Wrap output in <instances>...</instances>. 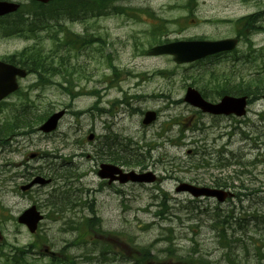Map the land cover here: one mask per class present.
Wrapping results in <instances>:
<instances>
[{"label": "rangeland", "instance_id": "374dc122", "mask_svg": "<svg viewBox=\"0 0 264 264\" xmlns=\"http://www.w3.org/2000/svg\"><path fill=\"white\" fill-rule=\"evenodd\" d=\"M121 5L125 7L119 12L122 14L107 10L102 17L86 22H80L85 16L80 10L73 14H79V18H36V29L46 31L37 32L36 38L29 40L0 36L1 60L8 54H22L36 44L48 61L59 54L50 52L54 41L57 45L63 40L59 46L63 55L74 58L55 81H64L67 74L68 80H74L70 86L74 91L95 93L72 100L57 84L35 88L44 76L37 49L33 48L28 60L32 66L28 68L29 76L20 83L18 93L0 103V113L21 104V96L32 90L30 101L37 104L42 115L63 109L67 113L52 134L37 133L25 146L10 140L8 146L0 147V203L4 210L0 219L18 217L34 204L42 207L43 199L47 201L54 190L60 197L65 188L57 177L66 175V170L60 169L65 163L76 176H82L76 182L66 181V189L82 206L96 201V215L104 222L103 233L79 228L81 235L71 228L70 221L81 220L87 210L70 207L71 212L67 208L64 214L59 213L61 221H44L38 237L16 222L0 224V264H6L4 258L13 257L20 248L29 253L25 257L30 264H59L39 255L41 248L55 253L65 251L68 255L60 258L61 264L73 259L78 264H135L136 260H144L143 264H231L228 256L239 264H264V100L254 102L243 119L204 115L183 100L187 88L193 86L201 93L205 91L208 100L219 101L220 95L214 89L233 72L243 83L255 84L258 76H264V30L247 36L237 54L199 64L177 65L170 56L145 55L158 42L235 37L237 25L233 22L264 11V0H123ZM59 22L73 34L85 37L87 32L91 42L70 41V36L57 31ZM245 26L251 28V22ZM257 26L264 28V18ZM158 27L163 31L155 42L152 33ZM19 30L26 31L24 27ZM73 43L79 47L77 51H69ZM249 54L250 62L246 59ZM112 66L117 68L115 74ZM126 95L127 102L134 98L131 107L120 105L116 112L99 115L98 110L110 111L114 102ZM149 110L158 111L159 118L145 127L142 112ZM4 113L1 121L7 116ZM111 133L130 139H121L124 158L132 151L144 156L146 165L163 176L161 186L128 184L120 186L117 194L101 188L97 171L102 161L95 150L102 137ZM244 133L257 140L261 133L262 145L256 147ZM91 134L94 139L89 141ZM129 141L135 146L125 149ZM111 142L110 146L118 147V142ZM193 150L202 152V158L212 166L203 167L200 155L192 154ZM36 151L46 158L29 160L26 168L22 166L25 154ZM231 154L237 157L232 161L236 164L228 167L225 162ZM221 157L224 160L219 162ZM35 169L53 183L26 196L19 188L32 177L29 174L38 175ZM242 171L252 174L237 176ZM228 176L233 177L230 181L236 187L242 188L244 182L242 189L249 190L243 193L250 197L217 205L214 200H194L175 191L182 182L228 180ZM93 189L96 191L90 192ZM161 190L168 195L166 201Z\"/></svg>", "mask_w": 264, "mask_h": 264}, {"label": "water", "instance_id": "95a60500", "mask_svg": "<svg viewBox=\"0 0 264 264\" xmlns=\"http://www.w3.org/2000/svg\"><path fill=\"white\" fill-rule=\"evenodd\" d=\"M42 3H48L51 0H37ZM19 9V5L0 2V16H4L9 13H14ZM237 45L236 40H223L218 42L208 41H190V42H178L173 44H167L159 47H155L147 52L148 55H163L169 54L175 56V61L179 64L192 63L210 55H214L224 51L234 50ZM26 72L15 68L11 65L0 62V101L8 96L10 93L18 89L16 77H25ZM185 101L190 103L192 106L200 108L206 113L214 115H231L235 114L238 117L246 114L247 100L246 97H229L226 96L218 104H212L205 101L201 94L193 89L189 88L185 97ZM63 113H59L51 117L49 121L42 127L43 131L50 132L57 126L58 120L62 117ZM156 119V114L149 112L146 114L145 124H149ZM122 174V172L119 171ZM113 174L112 171L108 173V176ZM148 175V174H147ZM146 175H138L135 172L129 174H122L120 178L122 182L133 181V182H145L147 180ZM41 180L37 179L35 182ZM31 186L23 188L24 190L29 189ZM178 191H190L194 196L198 197L201 195L207 196H218L221 201L225 199V194L218 191L210 192L208 190L197 189L189 185H182L178 188ZM40 217L35 209H31L19 219L20 222L27 224L31 231H34Z\"/></svg>", "mask_w": 264, "mask_h": 264}, {"label": "trees", "instance_id": "16d2710c", "mask_svg": "<svg viewBox=\"0 0 264 264\" xmlns=\"http://www.w3.org/2000/svg\"><path fill=\"white\" fill-rule=\"evenodd\" d=\"M121 1H123V0H120V3L117 4L119 2V0H53L51 3V6L49 7L50 9L45 10V11H40L41 15L39 16V18L40 17H42L44 19L56 18L58 20L66 19V18L69 19V17H71V16L79 18V14L73 15L76 11H79V10L84 13L85 16L83 18H88V19H90L92 17H96V16H101V15H103V12H106L107 10L108 11L115 10L118 14H122L119 12H122L123 10H125V7H123L121 5ZM108 8H110V9H108ZM104 9H106V10H104ZM252 17L255 18L254 16H252ZM256 17H257V15H256ZM12 29H15V28L12 26ZM12 29H11V31H12ZM57 31L61 32V34H63V35L70 36L69 40L72 42H73L72 39H74L77 36L74 33L76 35L75 36L72 33V31L67 29L64 25H61V23H60L59 29H57ZM162 31H163V28L158 27L152 33L153 40L155 42H157L156 38H157V36L162 34L161 33ZM88 40L91 42L92 39H88ZM63 42L64 41L62 40L60 43L57 44L58 48L55 50V52L52 51L53 53H56V51H59V59L61 60L60 61V67L65 66L64 62L69 63V60H70L69 55H63V51L59 47ZM77 42H80L83 44V43L87 42V40H84L83 42H81V40H77ZM73 45H76V43H73L71 45L69 51H71V50L77 51L78 50L79 47H76V46L74 47ZM28 52H32V50H28ZM41 54H42V51L37 50V55H38L37 59H38L39 64L41 65V69L44 70L45 68H48V70H51L53 63H54V59L50 57L49 62L46 63L45 57H42ZM113 69H114V71L117 70V69H115V67H113ZM65 75H67V74H65ZM65 75H64V80L70 81V80H68L67 76H65ZM69 75H71V74H69ZM214 91H215V93H218L220 96L224 95V94L235 95V96L249 95V96L254 97V98H259L264 94V79L253 84V85H248V84L243 83L242 81H239L237 83H235V82L232 83L230 80V77H228V78H225V83L217 86L214 89ZM214 91H213V93H214ZM204 92H203V94H204ZM206 94L207 93L205 92L204 96ZM227 247L231 248V246L228 245V243H227ZM228 259H229V262L231 264H239L235 258H231L228 256ZM4 260H5L6 264H20V261H21V264H23L22 256H21V259L19 257L15 256L14 258H11V259L9 257H5ZM139 262H141V260H139ZM137 264H140V263H138V261H137Z\"/></svg>", "mask_w": 264, "mask_h": 264}, {"label": "flooded vegetation", "instance_id": "af4514ba", "mask_svg": "<svg viewBox=\"0 0 264 264\" xmlns=\"http://www.w3.org/2000/svg\"><path fill=\"white\" fill-rule=\"evenodd\" d=\"M0 1H3V0H0ZM26 4L30 5L31 2L29 0H26ZM21 6H22V4H21ZM24 16H25L24 17L25 19L23 20L24 23H26V17L27 16H28V19H27L28 23H31V20L33 18H36L33 13H24ZM15 18H16L15 15H8L6 17L0 18V36L7 35L9 33V25L14 23ZM2 25H4V28H5L3 34H2ZM8 56H10V57H8ZM8 56L7 57L10 58V59L7 58L8 61L11 60L12 62L16 63V61H17L16 57L11 58L10 54H8ZM17 108H21L20 104L16 105L13 108H10V111H8L13 116L14 122L16 121V118H17ZM19 138H22V140ZM30 138L31 137H28V139H26V138H24V135L19 133V134L13 135L12 139H10V140H14L16 142V144L23 142V146H25L27 143L30 144ZM24 139L28 140V141H24ZM121 148L122 147H119V146L116 148L112 147V145L110 146L109 144H107V140L104 139V141L102 142L101 149H100L101 156L104 159V161H102L101 163L114 164L112 162H109V161H114L115 162L114 165H116L122 158ZM11 152L17 153L16 151H11ZM33 154H36L34 159H43V155L39 151L37 153H33ZM29 156H30L29 153L25 154V161H24L25 166H27V164L29 162V159H30ZM36 170L38 171V169H36ZM37 174H40V171H38ZM29 176H34V175L29 174ZM162 180L163 179L159 177L158 182L161 183ZM103 183H104L105 187L112 189L114 192H117V188L120 187V184L118 182H114V183L110 184L108 181H103ZM195 183L198 184L199 186H207L208 184H212V183H208V182L203 181V179H200L199 181H196ZM46 206H47V201H43V206L42 207L37 206V208L45 215V221H48L51 219V213H50V211H47V212L45 211V210H47ZM45 212H46V214H45Z\"/></svg>", "mask_w": 264, "mask_h": 264}, {"label": "bare ground", "instance_id": "6f19581e", "mask_svg": "<svg viewBox=\"0 0 264 264\" xmlns=\"http://www.w3.org/2000/svg\"><path fill=\"white\" fill-rule=\"evenodd\" d=\"M50 209H53V207H49ZM90 257V255H87V258H89ZM174 259V258H173Z\"/></svg>", "mask_w": 264, "mask_h": 264}]
</instances>
